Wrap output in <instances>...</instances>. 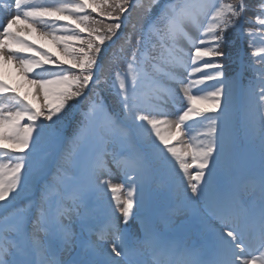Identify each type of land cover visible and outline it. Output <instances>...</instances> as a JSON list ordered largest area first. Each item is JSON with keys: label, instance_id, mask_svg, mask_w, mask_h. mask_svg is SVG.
<instances>
[{"label": "snow or ice", "instance_id": "6c2138e0", "mask_svg": "<svg viewBox=\"0 0 264 264\" xmlns=\"http://www.w3.org/2000/svg\"><path fill=\"white\" fill-rule=\"evenodd\" d=\"M230 30L264 44V0H0V69L18 65L31 89L0 73V264H264V47L227 77ZM121 58L117 111L103 65Z\"/></svg>", "mask_w": 264, "mask_h": 264}, {"label": "rangeland", "instance_id": "374dc122", "mask_svg": "<svg viewBox=\"0 0 264 264\" xmlns=\"http://www.w3.org/2000/svg\"><path fill=\"white\" fill-rule=\"evenodd\" d=\"M61 24L64 23H70V22H60ZM26 27V25L24 24H20L19 28L21 30H23ZM73 27H75V25H73ZM24 38L29 40L31 43H34L35 45H37L38 48H42L45 51L49 52L51 55H53L54 57L60 59L61 61H71V57L65 55L63 48L60 44H58L57 42L53 41L50 37H44L42 35H40L39 32H23L22 33ZM58 35H64L63 32H59L57 33ZM260 37L256 38V48L259 47H264V44L260 43ZM73 41H70V44L72 45ZM256 48H253L254 51H256ZM205 71H209V72H214V69H207ZM0 73L3 74V77L5 80L11 82V85L14 84L15 87H19L20 91L22 93H30L31 89L30 86L26 83H23L21 80V76L20 73L18 72V65H13V64H6L2 69H0ZM200 74H197L195 78H199ZM15 81L20 82V84L18 86L15 85ZM206 83H215V81H208ZM13 86V85H12ZM198 87H204V85H200ZM196 89H193V94H195ZM33 97L31 95H29V99H32ZM170 120H174L175 116H170L169 117ZM243 126H241V131H240V136H241V144L243 143L242 138H244V132L242 129ZM200 131H202V129L200 128L199 125H193V130H192V135L196 136ZM188 130L184 129L181 135H176L175 139L172 141V143H174L178 148H180L182 151L187 149V143L190 142V137L187 134ZM246 142V141H245ZM9 148L12 147V142L11 141H5L4 142ZM247 143V142H246ZM27 151V150H26ZM255 158L257 161V167H258V160H259V150L258 147L255 149ZM191 162V161H190ZM115 171V169H113ZM190 171H194V169H190ZM123 177L117 172L114 179H113V183H120L122 182ZM160 204L166 205L168 203V200L165 199V197L163 196H158L156 197Z\"/></svg>", "mask_w": 264, "mask_h": 264}, {"label": "trees", "instance_id": "16d2710c", "mask_svg": "<svg viewBox=\"0 0 264 264\" xmlns=\"http://www.w3.org/2000/svg\"><path fill=\"white\" fill-rule=\"evenodd\" d=\"M229 1L234 2V0H229ZM113 2H114V0H109L110 4L113 3ZM88 11L91 12V10H88ZM92 15H93V18L96 21H103L102 23L94 24L93 25L94 27H98V28L103 29V27L106 24L115 22L113 20L106 19V18L102 17L101 15H99L97 13H92ZM141 17H142V12L137 11V12H133L132 13V19H133L134 22L137 23L138 26L140 24H146L145 21L141 20ZM248 17L249 18L253 17L252 12L248 13ZM121 19H123V17H121ZM122 31H124L123 26H122L120 32H122ZM120 32H118L117 35H119ZM83 36L87 37V33H85ZM113 40H115V37H113ZM110 43H111V41H105V44L102 46V49L103 48H107ZM239 43L240 42L237 41L236 43L234 42L233 44H228V45H226L224 47V51L229 54V57L226 58L225 60L231 59V56H235L236 54H238V52H239L238 51L239 50L238 49ZM74 46H80V41L76 40L75 43H74ZM127 51H128V49L126 47L125 48V54H127ZM104 56H105V53L102 50L101 53H100V57L103 58ZM236 60H237V57H236ZM125 67H126L125 66V62H124V60L122 58L118 59L116 62H114L112 64L105 63L103 65V71H104L103 79L107 80L108 84L104 85V90L101 92V96L104 98V101L107 104V106L110 108V110H112V109L113 110H117V111L119 110V103H118V99H117V97H116V95L114 93V89L112 88V82H113L114 74L117 71H123L125 69ZM227 72H230V71L228 70ZM80 111H81V108H78L75 111L74 117L70 118L68 124L66 125L65 135L67 137H71L73 132L75 131V121L79 120L81 118Z\"/></svg>", "mask_w": 264, "mask_h": 264}]
</instances>
